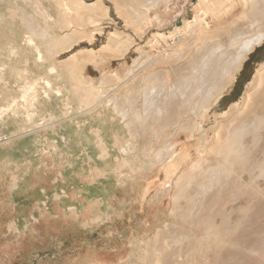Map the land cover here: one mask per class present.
I'll list each match as a JSON object with an SVG mask.
<instances>
[{"label":"rangeland","instance_id":"374dc122","mask_svg":"<svg viewBox=\"0 0 264 264\" xmlns=\"http://www.w3.org/2000/svg\"><path fill=\"white\" fill-rule=\"evenodd\" d=\"M105 1L113 7L111 0H90L103 7L108 5ZM120 1L123 6L132 4L131 0ZM193 1L169 2V8H161L162 12L170 11L165 24L154 25L143 36L131 26L123 28L112 9L107 17L109 20L97 17L87 21L90 16L87 12L80 20L82 22L73 23L75 33L69 28L61 30L59 23L63 16L56 7V0H0V16L4 23L2 28L7 31V41L17 44L28 33V28L21 24L22 15L17 9H24L34 25H41L43 21L36 11L39 8L48 20L51 35H74L72 45L55 54L56 64L59 61L65 64L72 55L78 62L88 59L87 50H99L108 33L115 31L130 35L135 42L123 58L112 60L108 53L102 52L99 67L84 66V77L95 81L106 75L109 69H117L123 75L138 58L137 47L149 53L146 42L156 33L163 35L168 31L166 29L172 31L180 16L190 14L189 5ZM15 9L17 13L11 18L10 11ZM121 11L125 18L127 11L123 7ZM227 12L226 26L231 27L230 33H243L245 37L252 33L246 15L241 17L240 10ZM221 26L224 27L222 23ZM94 29H101V33L89 41ZM209 35L206 48L221 43L223 52L214 56L217 65L208 71L207 82L219 76L220 66L222 68L223 62L236 52L235 48H227V35L219 39L214 29ZM155 53L152 50L149 55ZM172 64L174 69L181 66L176 61ZM16 66L10 63V70L6 73L9 93L0 82V106L6 103V95L17 96L18 86L24 83L12 70L25 67ZM30 67L35 73L29 78L42 74L39 68ZM263 67L264 42L248 55L233 83L209 109V118L204 121L211 140L208 144L212 145V133L221 121H227L233 115L236 105L241 108L245 94L251 93L255 87L253 82L257 71ZM63 79L62 83L70 81L69 78ZM61 81L60 78L58 83ZM172 81L171 76L169 83ZM187 93L190 97L197 96L191 90ZM183 100V106L189 108L187 101ZM173 107L176 110L184 108L180 102ZM75 114L73 111L71 115ZM77 120L85 121L83 116H77ZM87 124V127L83 126V133L89 131L90 125ZM119 129L115 121V132H123ZM40 130L38 135L42 142H32V137L28 136L22 140L31 142L18 140L0 145V264H264V176L254 179L247 172L230 175L226 182L230 183L232 179V189L212 190L211 187L206 194L189 189L163 190V180L156 175L158 162L155 158L159 148L170 142H143L138 131H133V142H53L57 137L50 132L51 129ZM151 131L150 138L154 134ZM5 133H8L7 129L0 126V135ZM187 135V132L177 134L178 150L190 151L198 143L187 142ZM87 137L93 140L91 136ZM128 145L132 150L125 154L123 150ZM244 146L254 160H262L263 142H245ZM191 154L197 157L193 151ZM242 156H247L246 151ZM102 171L110 181L108 189H103V195L98 193ZM197 181L205 183L207 179ZM103 203L106 206L102 207ZM74 209L77 214L72 212ZM108 209L111 211L106 215Z\"/></svg>","mask_w":264,"mask_h":264},{"label":"bare ground","instance_id":"6f19581e","mask_svg":"<svg viewBox=\"0 0 264 264\" xmlns=\"http://www.w3.org/2000/svg\"><path fill=\"white\" fill-rule=\"evenodd\" d=\"M111 1L113 7L107 1L108 5L103 7L90 0H56L57 6L54 5L63 16L62 22L57 23L61 30L69 28L75 33L73 23H78L87 12H90L87 21L97 17L108 19L112 9L123 28L131 26L143 36L154 25L165 24L170 11L162 12L161 8H169L168 3L172 2L131 0V5L123 6L120 0ZM122 7L128 13L125 18L121 14ZM189 9L190 14L187 12V16H180L172 31L166 29L169 32L163 35L156 33L146 42L149 53L155 50V54L150 56L137 47L138 58L123 75L117 69H109L106 75L95 81L84 77V66L99 67L102 64L99 54L102 52L108 53L112 60L123 58L135 42L130 35L115 31L108 33L99 50H87L88 59L78 62L72 55L65 64L63 61L56 64L55 54L72 45L74 35H51L48 20L39 8L36 11L43 21L41 25H34L32 17L24 9H17L22 15V26L28 28V33L17 44L7 41V31L2 28L4 23L0 16V46H6L0 47V82L3 88L10 89L9 80H5L10 63L25 67L20 70L13 68L17 79H22L24 83L18 86L17 96L12 93L11 97L6 95V103L0 106V126L8 132L0 135V145L12 144L28 136L32 137V142H42L38 135L40 129H51L50 132L59 139L53 142H133V131H138L144 138L143 142H170L159 148L155 158L158 162L156 175L163 180V190L189 189L206 194L205 191L211 187L212 190L232 189V179L230 183L226 182L230 175L247 172L254 179L264 176V156L262 160H254L244 146L245 142H263L264 146V109L258 112L264 108V67L257 71L253 82L255 87L251 93L245 94L241 108L236 105L233 115L227 121H221L212 133V145L208 144L210 135L204 126V121L209 118V109L233 83L248 55L264 42V0H195ZM17 10L10 11L11 18ZM234 10H240L241 17L246 15L249 18V26L253 28L249 36L230 33L231 27L226 26L227 11ZM220 21L224 27H220ZM213 29L219 39L227 35V48H235L236 52L227 60L222 59L224 62L219 68V76L207 82L208 71L217 65L214 56L223 52L221 43L206 48ZM92 32L89 41L101 33V29ZM174 61L181 66L174 69ZM31 65L39 68L42 74L29 78L35 73ZM171 76L173 81L169 83ZM64 77L71 82L67 79L69 83H62ZM60 78L62 84L58 83ZM189 90L196 92L197 96L190 97ZM183 99L189 108L183 106ZM179 102L184 108L176 110L173 106ZM73 111H76V117L71 115ZM77 116H83L89 124L78 121ZM115 121L125 133L115 132ZM85 124L90 125L89 131L83 133ZM150 130L154 132L152 138ZM182 132L188 133L187 142H198L190 151L178 150L175 138ZM88 135L93 138L92 141ZM131 150L128 145L123 151L127 154ZM192 151L196 158L192 156ZM244 151L247 153L245 157L242 156ZM105 174L103 171L100 173L103 178L98 193L102 195L103 189L107 190L110 183ZM198 179H207V182H198Z\"/></svg>","mask_w":264,"mask_h":264},{"label":"crops","instance_id":"0c3cea01","mask_svg":"<svg viewBox=\"0 0 264 264\" xmlns=\"http://www.w3.org/2000/svg\"><path fill=\"white\" fill-rule=\"evenodd\" d=\"M55 113H56V112H55ZM18 142H31V141H30V140H22V141H18ZM101 205H102V204H101ZM104 206H106L105 203H103V206H102V207H104ZM73 211H76V212H77V210H72V212H73ZM110 211H111V210L108 209L107 212H106V215H108V214L110 213ZM77 213H78V212H77ZM77 213H76V214H77Z\"/></svg>","mask_w":264,"mask_h":264}]
</instances>
